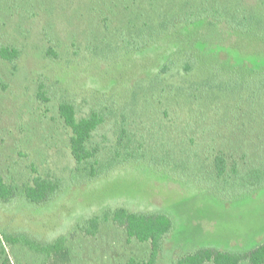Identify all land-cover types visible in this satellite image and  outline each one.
I'll return each instance as SVG.
<instances>
[{
  "label": "rangeland",
  "instance_id": "1",
  "mask_svg": "<svg viewBox=\"0 0 264 264\" xmlns=\"http://www.w3.org/2000/svg\"><path fill=\"white\" fill-rule=\"evenodd\" d=\"M202 1L0 0V46L22 52L15 68L0 58V175L8 184L24 185L35 176L64 182V189L44 205L31 204L24 197L6 204L0 202V233L23 236L43 246L67 238V249L48 257L20 243L5 246L0 248V262L145 264L150 243L129 240L124 229L111 223L103 225L96 236L76 233L77 226L87 219L115 208L161 213L172 219L173 232L167 237L157 264H176L179 258L204 248L244 253L264 242V188L226 199L191 182L174 181L142 164L127 165L109 177L89 183L75 185L69 181L74 169L71 132L60 116L59 102L73 95L84 108L104 95L124 103L136 78L143 77L147 69L150 73L163 57L182 43H190V36L194 40L197 32L207 28L203 25L198 31H184L175 40H164L130 58L119 56L110 65L89 58L86 50L144 22L170 19L187 5L199 6ZM205 1H218L230 14L254 13L259 27L264 29V0ZM211 18L213 22L221 19L215 12ZM224 21L231 23L230 19ZM220 35L218 29L210 30L208 44L199 37L195 42L201 54L208 57L206 60L224 66L227 62L236 63L246 76L264 72V46L246 52L245 48L253 44H248L246 38L241 40L244 51L227 50L226 58L220 56L222 49L217 45ZM50 49L57 59L47 55ZM40 84L47 95L43 101L37 97ZM231 101L221 103L225 114L220 123L233 121L230 110L236 102ZM168 105L173 109L178 103L156 93L142 107L155 119ZM250 105L251 101L241 102L239 123L226 129L218 139L219 148L236 155L243 153L245 140L249 160L261 158L264 152V106L250 110ZM100 134L110 140L109 129H102Z\"/></svg>",
  "mask_w": 264,
  "mask_h": 264
},
{
  "label": "trees",
  "instance_id": "2",
  "mask_svg": "<svg viewBox=\"0 0 264 264\" xmlns=\"http://www.w3.org/2000/svg\"><path fill=\"white\" fill-rule=\"evenodd\" d=\"M214 12L221 18L215 19L216 22L211 18ZM181 13L158 22H144L134 30L123 31L117 37L106 40L101 46H90L86 50L89 58L110 65L119 56L130 58V55L149 51L164 40L177 39L184 31H198L197 28L203 25V28H207L197 32L194 40L190 36V43H182L180 48L163 57L150 73V69H147L143 77L136 78L130 87L129 99L124 103L104 95L84 108L73 95L59 102L60 116L71 132L70 153L74 169L70 183L93 182L109 177L127 165L142 164L155 168L174 181L191 182L201 190L226 199L264 188V152L261 158L249 160V151L244 150L247 147L245 140L240 156L218 147V139L225 130L229 131L239 123L241 102L251 101L250 110L264 106V72L246 76L242 73V66L236 63H226L225 66L232 68L230 70L219 63L209 62L195 44L199 38L208 44L209 31L218 29L221 35L216 41L222 49L220 56L227 58V50L244 51L241 40L246 38L248 44H257L245 48L246 52L255 51L256 48L259 50L264 46L263 26L259 27L260 21L254 13L230 14L218 1L209 3L204 0L199 6L187 5ZM226 19H230L231 23L224 21ZM47 55L58 58L52 49L48 50ZM21 57L19 49L0 46L1 60L13 68ZM42 91L43 84H40L37 97L43 101L47 95ZM156 93L178 105L173 109L166 106L162 115L154 119L146 114L142 104L155 97ZM246 93L248 98H245ZM230 100L236 102L230 110L231 116L234 115L233 121L220 123L225 114L221 103ZM246 112L245 109V115ZM105 128L111 132L110 140L100 134ZM63 189L64 182L57 178L35 176L30 183L19 185L8 184L0 175V202L5 204L24 197L31 204L44 205L53 201ZM109 223L124 229L129 240L150 243L151 252L145 264L158 263L164 243L174 227L172 219L165 214L115 208L87 219L75 231L96 236L101 227ZM17 243L47 257L67 249L65 237L43 246L23 236L0 233L1 249ZM130 263L139 264L134 261ZM243 263L264 264V242L251 251L239 254L214 248L199 249L176 261V264ZM0 264L9 263L5 260Z\"/></svg>",
  "mask_w": 264,
  "mask_h": 264
}]
</instances>
